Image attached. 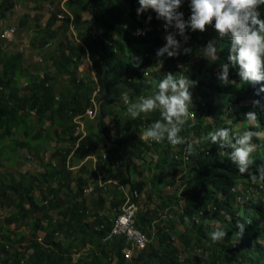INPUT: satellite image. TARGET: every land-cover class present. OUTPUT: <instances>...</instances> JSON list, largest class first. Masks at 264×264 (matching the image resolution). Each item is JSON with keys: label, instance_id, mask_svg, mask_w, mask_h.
<instances>
[{"label": "trees", "instance_id": "1", "mask_svg": "<svg viewBox=\"0 0 264 264\" xmlns=\"http://www.w3.org/2000/svg\"><path fill=\"white\" fill-rule=\"evenodd\" d=\"M45 1L52 9L41 27L39 44L48 48L58 40L52 72L28 63L23 51H8L0 44V143L5 141L0 156L9 164L0 169V207L8 206L0 223L16 229L26 226L29 231L10 234L0 227V264H264V200L239 189L243 183L246 190L264 191V178L259 176L264 168V91H260L264 81L240 80L239 66L228 60L231 41L220 38L212 24L204 31L186 26L183 35L175 28L179 53L157 56L167 43V36L161 37L166 22L150 8L137 15L138 0H66L63 7L62 0ZM15 5V0H0V22ZM178 10L187 20L189 6ZM85 12L89 19L83 18ZM138 28L143 35H134ZM71 30L80 42L71 38ZM209 43L217 47L212 61L205 51ZM175 59H180L181 67L177 68ZM88 60L95 82L90 73L88 81L79 76L78 68ZM225 63L229 64L228 84L219 75ZM153 65L158 66L154 71ZM169 73L193 82L188 89L189 118L178 133L185 143L177 145L167 141L166 131L159 143L140 138L156 120L169 127L160 108L133 118L115 107L120 100L127 110L141 97L154 96L159 90L152 81ZM62 77L66 83L56 90L55 82ZM126 92L129 101L124 107L121 95ZM249 111L256 113L257 120L245 119ZM77 117L84 121L82 127ZM217 128H227L230 139L233 133L242 135L246 130L259 134L260 138L253 136L249 141L255 145L249 172L237 170L229 159L232 149L222 146L219 138L197 143ZM52 139L58 144L51 153L59 157L57 162L50 161L42 172L33 174L11 168L19 148L36 145L37 150H47ZM189 143L193 144L191 154L186 152ZM181 152H185L183 159ZM87 156L95 157L97 163L83 177L86 164H94L90 158L83 162ZM113 157L121 164L116 170L110 167ZM68 166L76 167V172ZM178 175L180 190L162 195ZM106 201L113 209L111 217L102 212ZM132 203L137 209L135 228L147 244L139 252L134 245L127 254L134 241L125 245L127 237L107 234L115 216ZM208 207L213 215H208ZM165 211L180 220V248L173 244L175 227L164 218ZM153 218L155 223L160 221L155 241L150 238ZM238 223L245 225L242 234ZM216 227H223L226 235L214 242L208 233ZM40 231H44L42 240L35 237ZM87 245L90 248L84 252ZM195 252L200 256L192 258Z\"/></svg>", "mask_w": 264, "mask_h": 264}, {"label": "clouds", "instance_id": "2", "mask_svg": "<svg viewBox=\"0 0 264 264\" xmlns=\"http://www.w3.org/2000/svg\"><path fill=\"white\" fill-rule=\"evenodd\" d=\"M64 1L66 0L61 1V6ZM182 3L183 0H138L139 7L136 8V13L139 15L142 11L149 8L153 9L157 14V18H162L166 22L165 27L170 24L174 25L181 35L184 34L186 26L193 31H204L206 25L212 24L220 38L227 37L231 41L228 60L232 65L239 66L238 75L240 80L242 82L256 83L264 81V71L261 69L262 57H264V16H262L261 10L264 9V0H188L190 15L187 20L183 19L184 13L178 10ZM143 34L144 32L139 28L134 32L136 36ZM166 40V45L157 51V56L165 52L169 57L176 55V48L179 47L178 42L172 35H168ZM184 51L188 52L190 50L184 49ZM205 51L206 55L211 57V59H216L217 47L215 43H209ZM139 62L140 58L138 57L136 58V63L139 64ZM175 65L177 68L180 67L179 61L176 59ZM222 69L223 71L219 74L220 78L224 84H228L229 64H223ZM152 83L159 90L158 93L149 98L141 97L137 103L127 107V113L130 117L135 118L141 113H148L159 107L160 115L167 121L169 127L164 128L160 121L156 120L150 127H147L143 131L140 138L145 141L151 140L159 143L162 141L164 132L166 131L167 141L171 145L185 143L184 138L178 135V133L181 131V126L185 125L189 118L191 93L188 89L193 82L185 76H173L169 73L159 81L153 80ZM260 91H264V84H261ZM122 99L128 105V96L126 93L122 94ZM254 103L259 102L254 101ZM77 119L79 118L77 117L75 119L76 122ZM245 119L249 121L257 120L256 113L253 111L245 113ZM110 127L112 128L113 125H110ZM253 136L260 138L258 133L246 130L242 135L233 133L230 139L227 128H217L215 131L207 132L197 143L209 139L211 142H216L219 138L222 146L228 145L232 149L229 153V159L237 166V170L241 174H244L248 165L251 163L250 153L255 149V145L249 143ZM192 151L193 144L189 143L186 152L191 154ZM179 156L180 159H183L185 152H181ZM88 158L92 159L94 163L93 168L95 169L97 163L96 158L87 156L83 162H87L89 160ZM260 172L261 174L259 176L264 178V168H261ZM132 204L136 208L135 204ZM136 214L137 209L135 211L133 227L142 234L139 229L135 228ZM244 227L245 225L243 223L236 225V228L241 234L244 231ZM111 229L109 234H107L108 237ZM119 235L127 237L125 234ZM208 235L215 242L223 239L226 231L223 227H216ZM127 241H129L128 238L125 240L126 244ZM146 244L147 240L144 247ZM134 245L136 244L133 242L130 244V248L126 249L127 254L131 252V248ZM136 249L140 251L142 248L136 245Z\"/></svg>", "mask_w": 264, "mask_h": 264}, {"label": "rangeland", "instance_id": "3", "mask_svg": "<svg viewBox=\"0 0 264 264\" xmlns=\"http://www.w3.org/2000/svg\"><path fill=\"white\" fill-rule=\"evenodd\" d=\"M16 1V5L9 10L8 12V16L7 18L3 19L0 22V26H6V25H12L16 28V33L14 36V39L12 42L9 43L8 45V51H23L22 54L24 55V57L26 58L28 63L34 62V63H38L40 65V67L44 70L47 68L48 71L52 72V67H51V61H52V57H56L58 54V50L56 49V45L58 40L54 39L52 41V44L48 47V48H44L42 47L39 42V33L41 30V27H43V23L47 20V18L49 17V14L51 12L52 7L49 6V2L45 1V0H15ZM37 1V3H36ZM188 7V0H183V3L181 4L180 8L184 9ZM90 14L85 12L83 14V18L85 19H89ZM175 27L170 28L169 26L166 27V31L162 33L161 37L163 36H168V35H172L173 38L177 37V34L174 31ZM66 36L68 37V33H66ZM71 38H73L74 40L80 42V40L78 39L79 36L77 35V32L71 30V34H70ZM152 45H156L155 42L152 43ZM180 48L176 49V54L179 53L178 50ZM158 50V46H156V51ZM207 58L209 61H212L213 59H211V57H209L207 55ZM40 59V60H39ZM43 59V61L41 62V60ZM91 60H88L85 62L84 65H82L81 67L78 68L79 71V76L81 78H83L84 80L88 81L89 78V73L91 74L94 82L96 81V77H95V73L92 69V63L90 62ZM180 61V59H179ZM180 67L182 66V63L179 62ZM158 68V66L153 65V67L151 68V70H156ZM149 77H151L152 75L149 74ZM66 83V77H62L59 78L56 82H55V88L56 90H60ZM21 84H23V81L21 82ZM127 94V92H126ZM96 93L92 92L91 97H94L92 99L96 100L97 98L95 97ZM100 96V95H99ZM122 97V95H121ZM96 98V99H95ZM129 101V99H128ZM122 103L121 101H116L115 102V107H116V111L120 112L123 115H127V110L123 109L121 107ZM123 106L125 107L126 104L123 101ZM159 107L153 109L154 111L157 110ZM105 120L107 121L108 119L105 118ZM77 122L79 124H81V126L84 124V121L81 119H77ZM5 144V141H2L0 143V145ZM57 142L55 139H52L49 141L48 146L49 148L46 150H37V146L33 145V147H30V149L28 148H19L18 149V154L19 156L16 157V164L14 163L13 165H11V168H14L13 170L17 171V172H30V173H35V172H42L43 169L45 167H47L48 163L51 161L52 163H55L59 160V157H51V153L52 151L55 149V147L57 146ZM99 143H97V147H98ZM100 147V146H99ZM117 157L119 155H116ZM31 158V162L26 161V159ZM118 159V158H117ZM116 158L113 157L112 158V163H110V167L113 170H116L120 167V163L117 164L115 162ZM86 172H82V176L86 177L88 175V170L91 168L93 169V165L92 162L90 161V163L88 162V164H86ZM9 164H6L2 157L0 156V169H5L8 168ZM70 170H73V172L75 173L77 168L76 167H70ZM121 170H123V167L120 168ZM246 171L249 172V169H247ZM167 178V176H166ZM182 184V179L180 178V175L177 176L175 183L169 185L166 189H164L162 191V195H168L171 194L173 191H175L177 189L180 190V186ZM239 189L243 192L246 193L247 191L250 190L249 194H253L256 197H260L264 200V191H260L258 192V190L255 188H250L246 190V184H240L239 185ZM86 193L88 194V188L85 189ZM180 196V195H179ZM90 199L87 200V202H89ZM110 202L106 201L103 204L102 207V212L108 214V216H112V212L113 209L110 208ZM176 207L179 208L180 204H175ZM122 208V206L120 207ZM8 212V206L4 205L0 207V220H4L3 218L6 216ZM208 215H213L214 210L212 209V207H208ZM164 215V218L166 220H171V222L173 223L174 227H175V231L172 234V241L173 244L180 248L181 246V239H180V234L179 231H182L181 225H180V220L178 218V216H176L174 213L171 215L169 214L168 211H165L164 213H162ZM155 220V218L150 219L149 220V225L150 228L153 229L151 232V240H154L156 231H157V227L156 225L157 223H154L153 221ZM152 222V224H151ZM44 226H49L45 223ZM0 227H3L2 230L6 231L7 233L12 234L13 232L18 233L19 231H22L25 234H28V228L26 226H21L20 229H16L14 228L13 225H5L3 222L0 223ZM12 232V233H11ZM44 236V231H40L35 237L39 240H42ZM58 239V237H57ZM59 239L63 242H67L66 237L64 238V236L60 235ZM25 241L23 242V246H25ZM124 244L126 245V242H124ZM90 248L89 245L86 246V249L84 250V252ZM139 252V251H137ZM192 253V251H191ZM243 254H245V251L242 252ZM196 256H200L199 252H195L192 255V258H195ZM76 255H73V258H75ZM141 264V263H138Z\"/></svg>", "mask_w": 264, "mask_h": 264}, {"label": "built area", "instance_id": "4", "mask_svg": "<svg viewBox=\"0 0 264 264\" xmlns=\"http://www.w3.org/2000/svg\"><path fill=\"white\" fill-rule=\"evenodd\" d=\"M15 33L14 26L0 27V44L2 48H7L8 44L13 41ZM135 211L136 208L133 204L124 206L123 211L115 218L110 234H125L128 240H133L139 248H143L146 239L133 227Z\"/></svg>", "mask_w": 264, "mask_h": 264}]
</instances>
